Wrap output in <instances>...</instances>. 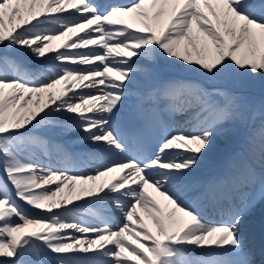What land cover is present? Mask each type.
<instances>
[{"label": "snow or ice", "instance_id": "snow-or-ice-1", "mask_svg": "<svg viewBox=\"0 0 264 264\" xmlns=\"http://www.w3.org/2000/svg\"><path fill=\"white\" fill-rule=\"evenodd\" d=\"M257 78L264 0H0V264H264V239L244 244L264 199V105L221 86ZM228 133L239 151L197 178Z\"/></svg>", "mask_w": 264, "mask_h": 264}, {"label": "bare ground", "instance_id": "bare-ground-1", "mask_svg": "<svg viewBox=\"0 0 264 264\" xmlns=\"http://www.w3.org/2000/svg\"><path fill=\"white\" fill-rule=\"evenodd\" d=\"M25 53L27 54V55H32L31 54V52H29L28 50H26L25 49ZM159 66H160V68H164V69H166L167 70V75L168 76H178V73L179 72H177V71H179L180 69L181 70H183V71H185L180 65H179V63L177 62L175 65H170L168 62H164V64H159ZM186 73H189V72H187V71H185ZM179 77V76H178ZM237 83H241V82H238V81H236ZM260 84L261 85V81H260V79L259 78H257L254 82H251V83H248V82H244L242 85L240 84L239 86H243V87H246L244 84H249V85H253V84ZM258 87H260L259 85H258ZM262 87V86H261ZM230 140V137L229 136H224V138H223V142L225 143V142H228ZM231 150V148L229 149V151ZM208 153V152H207ZM210 153V152H209ZM224 153V152H223ZM212 157V156H211ZM204 159H205V157H204ZM103 178V177H102ZM203 179H204V177H203ZM202 179V180H203ZM101 180H103V179H101ZM89 184H91V182H88ZM79 185H80V182L79 181H77V187H79ZM65 192H67V188H65ZM256 210H258V209H256ZM74 259H77V258H75V257H73Z\"/></svg>", "mask_w": 264, "mask_h": 264}, {"label": "rangeland", "instance_id": "rangeland-1", "mask_svg": "<svg viewBox=\"0 0 264 264\" xmlns=\"http://www.w3.org/2000/svg\"><path fill=\"white\" fill-rule=\"evenodd\" d=\"M248 90L251 91L250 88H248V89L246 88V91L247 92H249ZM257 97H259V96H255L254 98L249 99V100L246 101L247 104L250 103V105H252V108H254V110H258V109H256V100H257Z\"/></svg>", "mask_w": 264, "mask_h": 264}]
</instances>
